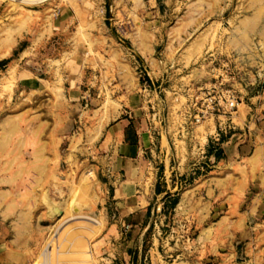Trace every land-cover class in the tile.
Returning a JSON list of instances; mask_svg holds the SVG:
<instances>
[{
  "label": "rangeland",
  "instance_id": "obj_1",
  "mask_svg": "<svg viewBox=\"0 0 264 264\" xmlns=\"http://www.w3.org/2000/svg\"><path fill=\"white\" fill-rule=\"evenodd\" d=\"M138 98L175 181L142 241L116 223L99 148ZM11 234L26 264H126L141 245L167 264H264V0H0Z\"/></svg>",
  "mask_w": 264,
  "mask_h": 264
},
{
  "label": "crops",
  "instance_id": "obj_2",
  "mask_svg": "<svg viewBox=\"0 0 264 264\" xmlns=\"http://www.w3.org/2000/svg\"><path fill=\"white\" fill-rule=\"evenodd\" d=\"M137 100L136 104L131 103L130 111L122 110L107 126L99 148L111 174L116 223L126 228L133 239L139 236L142 241L151 224V202L156 200L158 204L168 196L175 181L172 139L158 120H154L155 115L143 113L142 103ZM151 167L155 168L152 179L156 178L149 187ZM162 204H158V210ZM27 243V237L22 234L1 237L0 264H26ZM142 248V245L135 250L132 247L130 254L123 257L125 263L144 264L143 259L150 258L149 264H167L160 255L155 252L147 255Z\"/></svg>",
  "mask_w": 264,
  "mask_h": 264
}]
</instances>
